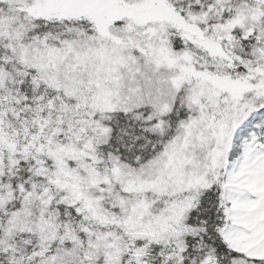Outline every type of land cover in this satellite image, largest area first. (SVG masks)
<instances>
[{
    "label": "snow or ice",
    "instance_id": "snow-or-ice-1",
    "mask_svg": "<svg viewBox=\"0 0 264 264\" xmlns=\"http://www.w3.org/2000/svg\"><path fill=\"white\" fill-rule=\"evenodd\" d=\"M0 264H264V0H0Z\"/></svg>",
    "mask_w": 264,
    "mask_h": 264
}]
</instances>
